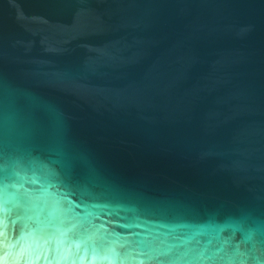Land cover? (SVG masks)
Wrapping results in <instances>:
<instances>
[{
    "label": "water",
    "instance_id": "1",
    "mask_svg": "<svg viewBox=\"0 0 264 264\" xmlns=\"http://www.w3.org/2000/svg\"><path fill=\"white\" fill-rule=\"evenodd\" d=\"M0 264H264V0H0Z\"/></svg>",
    "mask_w": 264,
    "mask_h": 264
}]
</instances>
